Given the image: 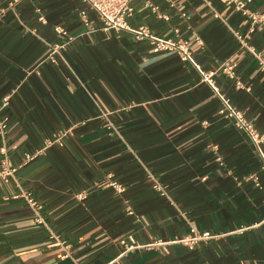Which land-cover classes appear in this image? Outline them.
Returning a JSON list of instances; mask_svg holds the SVG:
<instances>
[{
    "label": "crops",
    "instance_id": "0c3cea01",
    "mask_svg": "<svg viewBox=\"0 0 264 264\" xmlns=\"http://www.w3.org/2000/svg\"><path fill=\"white\" fill-rule=\"evenodd\" d=\"M133 6L132 28L186 41L264 134V72L238 38L264 56V23L219 0ZM251 10L264 15V0ZM103 26L83 0H0L5 146L49 226L35 224L16 183L0 180V264H264V169L252 142L220 116L211 85L177 52L154 53L148 40ZM223 65H235L234 78ZM192 226L218 237L121 255L126 236L170 241Z\"/></svg>",
    "mask_w": 264,
    "mask_h": 264
},
{
    "label": "built area",
    "instance_id": "2783aa9c",
    "mask_svg": "<svg viewBox=\"0 0 264 264\" xmlns=\"http://www.w3.org/2000/svg\"><path fill=\"white\" fill-rule=\"evenodd\" d=\"M135 1L136 0H83V2L87 6H89V8L97 13L99 19L104 25V30L130 32L135 36L137 40H148L152 45V51L154 53L161 51L177 52L183 61L191 63L203 76V79L211 85L216 96L220 100V116L227 120H230L236 129L243 132L248 137V139L252 142L264 169V134L260 133L254 126V124L247 119L245 114L235 105H233V103L219 91V89L215 85V82L212 80V76L205 75V73L199 67L195 58L193 57L192 52L190 51L189 44L186 41L159 38L154 35L145 25H141L138 28H132L130 26L128 19L131 18L134 14L133 4ZM219 1L223 5L232 7L242 15L248 17L252 25H256L257 23H264V15L251 10V4L253 3V0ZM146 3L151 5V0H146ZM208 4L210 3L208 2ZM153 10L156 11L157 7L153 6ZM81 15L82 18L86 19V12H81ZM56 31L60 34H66L65 30L60 27L56 28ZM238 38L243 42V45L247 47L254 55L261 70L264 72V56L261 53L257 52L252 46H248L240 35L238 36ZM234 67L235 65H223L220 69L228 74L231 78H234ZM9 101L10 96H5L2 100L0 110L6 107ZM7 128L8 119L5 117H0V138L3 141V145L0 147V180L4 183H16L20 191L17 197L25 199L32 212L35 224L49 229L48 223L43 215L44 206L34 198L31 192L22 188L18 183L17 172L20 167L14 166V164L11 162L7 154V148L5 146V136ZM64 136L65 134L59 135L56 141L62 144ZM32 158L33 156H27V160H30ZM150 177L153 183V190L160 196L167 197L168 192L166 186H164L154 176ZM110 185L113 186L118 193H122L124 191V187L115 181H112ZM79 197L81 199H84L83 194H80ZM129 213L132 214L131 211ZM54 237L58 240V236ZM217 237L218 236L212 234L209 231H200L193 226L190 228V232L186 236L170 241L156 240L148 244H139L134 236L129 235L120 239V245L122 246L121 255L128 256L129 254L137 250H151L154 248L165 247L172 244H180L186 246L189 249H194L200 244L214 240ZM60 244L63 247L65 256H70V245L64 240L60 241Z\"/></svg>",
    "mask_w": 264,
    "mask_h": 264
}]
</instances>
